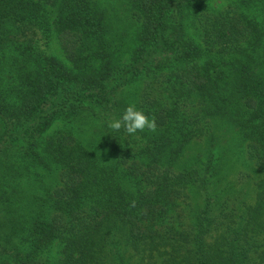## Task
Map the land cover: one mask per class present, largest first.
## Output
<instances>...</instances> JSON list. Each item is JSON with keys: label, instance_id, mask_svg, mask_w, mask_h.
Returning <instances> with one entry per match:
<instances>
[{"label": "trees", "instance_id": "16d2710c", "mask_svg": "<svg viewBox=\"0 0 264 264\" xmlns=\"http://www.w3.org/2000/svg\"><path fill=\"white\" fill-rule=\"evenodd\" d=\"M0 264H264V0H0Z\"/></svg>", "mask_w": 264, "mask_h": 264}, {"label": "rangeland", "instance_id": "374dc122", "mask_svg": "<svg viewBox=\"0 0 264 264\" xmlns=\"http://www.w3.org/2000/svg\"><path fill=\"white\" fill-rule=\"evenodd\" d=\"M48 52L60 54L58 46L55 43L48 48ZM215 130L217 136L219 137V141L215 143L214 148L216 149L214 151H219V154H221L225 147L229 148L228 156H230V162L227 163V166L222 171V174L224 175L222 185H233L236 190L241 189V187H245L243 184L245 181H249L250 183L252 182L250 177H254L255 173L247 162L242 161L243 158L241 157L240 146L237 141L234 143L233 137L235 134L231 131V129L224 124L219 123ZM205 147L206 144H204V140H202L200 143L193 145V152L196 151V149L204 152ZM182 160L185 161V158L183 157ZM246 165H248V167ZM191 192L190 202L202 203L203 197L197 193L195 187L191 188Z\"/></svg>", "mask_w": 264, "mask_h": 264}, {"label": "clouds", "instance_id": "9594fccd", "mask_svg": "<svg viewBox=\"0 0 264 264\" xmlns=\"http://www.w3.org/2000/svg\"><path fill=\"white\" fill-rule=\"evenodd\" d=\"M107 127L115 132L123 130L128 135H134L145 129L154 132L157 125L154 117L150 118L144 110L129 104L118 119L107 122Z\"/></svg>", "mask_w": 264, "mask_h": 264}]
</instances>
